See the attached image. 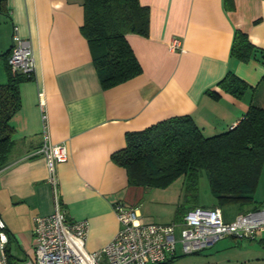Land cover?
<instances>
[{
    "label": "crops",
    "instance_id": "0c3cea01",
    "mask_svg": "<svg viewBox=\"0 0 264 264\" xmlns=\"http://www.w3.org/2000/svg\"><path fill=\"white\" fill-rule=\"evenodd\" d=\"M139 2L149 8L148 34L125 37L141 73L106 89L81 33L83 0L0 4V80L6 77L1 54L11 47L15 32L30 41L34 59L31 78L19 84L21 107L10 121L12 147L0 168V215L9 239L12 236L23 251L19 260L32 243L33 217L54 208L45 159L39 153L43 127L53 143L67 148L66 160L57 164L60 204L68 218L87 221L85 248L96 251L119 227L116 202L136 206L146 220L169 223L180 218L176 211L184 199L182 176L166 187L130 185L125 169L111 160V154L125 146L128 132L190 114L206 135H212L235 125L250 102L264 105V65L230 54L236 29L264 48V0ZM174 37L181 40V50L169 48ZM229 71L253 89L240 97L222 90L218 82ZM254 198L264 206V166ZM214 202L213 197L202 206ZM221 212L229 221L240 211ZM257 238L255 243L227 236L194 253H183L177 244L168 264H264V231Z\"/></svg>",
    "mask_w": 264,
    "mask_h": 264
},
{
    "label": "trees",
    "instance_id": "16d2710c",
    "mask_svg": "<svg viewBox=\"0 0 264 264\" xmlns=\"http://www.w3.org/2000/svg\"><path fill=\"white\" fill-rule=\"evenodd\" d=\"M83 9L80 29L89 44L102 88L140 74L141 66L125 35L148 34V6L139 0H83ZM10 51L11 47L1 54L6 77L0 80V168L12 147L10 121L21 107L19 84L32 75L11 72ZM230 54L240 61L254 59L264 65V48L255 45L240 29L234 32ZM261 81L264 82V74ZM218 86L236 97L253 89L232 71L227 72ZM209 95L219 97L215 91H209ZM111 160L125 169L130 185L166 187L182 176L184 199L176 211L179 220L187 209L197 205L202 173L214 197L213 206L234 204L240 212L259 208L254 194L264 166V105L250 102L235 125L212 135H206L190 114L168 117L128 132L125 146L114 151ZM7 253L12 260L8 247ZM172 259L173 256L157 264H168Z\"/></svg>",
    "mask_w": 264,
    "mask_h": 264
},
{
    "label": "built area",
    "instance_id": "2783aa9c",
    "mask_svg": "<svg viewBox=\"0 0 264 264\" xmlns=\"http://www.w3.org/2000/svg\"><path fill=\"white\" fill-rule=\"evenodd\" d=\"M169 48L181 50V40L172 38ZM8 64L12 73L31 75L34 70L30 41L16 32L12 36ZM39 153L45 159L54 208L49 214L33 217L31 246L18 261L9 259V235L0 215V264H155L174 255L177 244L183 253H194L226 236L254 239L264 231V206L239 212L226 221L220 207L196 205L187 209L179 221L159 223L143 218L132 204L116 202L114 210L119 227L115 235L101 249L88 251L85 248L87 221L68 218L58 198L57 164L67 158L66 145L53 143L43 127Z\"/></svg>",
    "mask_w": 264,
    "mask_h": 264
},
{
    "label": "rangeland",
    "instance_id": "374dc122",
    "mask_svg": "<svg viewBox=\"0 0 264 264\" xmlns=\"http://www.w3.org/2000/svg\"><path fill=\"white\" fill-rule=\"evenodd\" d=\"M0 69H2V67H0ZM183 188H184V185H183ZM154 190H156V189H154ZM211 200H213V196H212L210 189H209V186H208L207 177H206L205 173H202L200 178H199L196 203H197V205L202 206V205H205L202 203L209 204ZM192 202H193V200L190 201L189 203H192ZM189 203L184 202V205H187ZM160 206L165 207V205H160ZM221 209L223 211H228L230 213H235L238 211L237 205H234V204L225 205V206L221 207ZM176 235L177 236L179 235V228L176 229ZM251 240L253 242L257 243L256 241H258V238L256 237L254 239H250L249 241H251ZM8 249H9V253L12 257V260H14V261H18L19 258H21L23 256V251L20 249L17 242L15 241V239L12 236H10V239H9ZM184 256H191V255H184ZM155 264H157V263H155ZM174 264H183V263L181 261H178ZM185 264H188V262H186Z\"/></svg>",
    "mask_w": 264,
    "mask_h": 264
}]
</instances>
